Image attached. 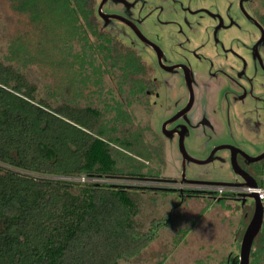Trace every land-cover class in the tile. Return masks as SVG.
<instances>
[{
	"label": "trees",
	"instance_id": "obj_1",
	"mask_svg": "<svg viewBox=\"0 0 264 264\" xmlns=\"http://www.w3.org/2000/svg\"><path fill=\"white\" fill-rule=\"evenodd\" d=\"M88 2L11 0L32 34L11 40V58L23 62L27 56L37 65L42 61L51 65L58 58L57 69L69 83L77 77L74 74L84 76L86 88L96 74L99 80L93 92L97 87L101 92L103 77L112 78L121 88L113 92L119 99L127 98L140 61L107 37L91 38L92 28L86 26ZM58 40L65 45L58 47ZM67 40L81 50L71 52ZM35 92L22 73L0 61V264H121L135 259L168 224L169 215L152 220L141 231L131 197L138 186L56 177L147 174L125 173L116 166L112 144L118 138L110 132L111 121L104 123L96 109L53 106ZM115 100L110 96L106 102ZM117 101L115 110L127 117L129 112ZM231 260L238 264V255ZM249 264H264V221Z\"/></svg>",
	"mask_w": 264,
	"mask_h": 264
},
{
	"label": "flooded vegetation",
	"instance_id": "obj_2",
	"mask_svg": "<svg viewBox=\"0 0 264 264\" xmlns=\"http://www.w3.org/2000/svg\"><path fill=\"white\" fill-rule=\"evenodd\" d=\"M88 7L91 38L107 37L140 61L130 96L120 97L121 105L136 104L151 115L155 105L164 109L158 130L148 122V133L159 147L174 141L181 172L157 171L146 177L155 184L151 187L184 200L204 194L188 188L195 182L262 183L264 1L89 0ZM198 137L199 154L191 155L187 143ZM150 146L151 159L159 150ZM216 161L228 166L230 177L215 171V177L188 178V163Z\"/></svg>",
	"mask_w": 264,
	"mask_h": 264
},
{
	"label": "rangeland",
	"instance_id": "obj_3",
	"mask_svg": "<svg viewBox=\"0 0 264 264\" xmlns=\"http://www.w3.org/2000/svg\"><path fill=\"white\" fill-rule=\"evenodd\" d=\"M24 19L25 16L19 15L13 10L11 0H0V61L22 73L27 81L35 87L37 98L46 100L53 106L60 104H69L80 108L89 106L100 112L101 120H104V123L106 120L111 121L109 126H113V130L111 129L110 132L118 138L112 144V153L120 171L125 173L133 170L140 171L146 173V177L156 175L157 171L167 175H179L181 165L178 163L174 141L166 143L167 145L163 148L159 147L157 143L159 141L150 140L147 123H150L152 131L158 130L164 111L158 107L159 105L154 106L152 115L149 110L136 104L121 105L129 113L126 114L127 117L119 116L115 108L118 106L117 100L120 101V99L117 92H113L116 88V80L103 77V90L99 92L100 88L97 87L93 92V85L96 86L99 80L96 74L91 75L86 88L82 87L84 76L80 77L74 74L72 77H77H73L75 80L73 79L69 83L71 80L69 79L68 82V79L62 76L64 75L63 70L60 69L61 72L57 69L58 58L54 57V62L51 65H46L44 61L37 65L31 62L27 56L23 62L11 58L10 45L13 38L22 36L32 38L31 30ZM67 43L71 46V52L81 50L75 42L67 40ZM64 45L62 41H59L58 47ZM70 55L72 54L70 53ZM70 59L72 60V58ZM76 68H78L77 65L74 69ZM110 96H114L116 102H106ZM153 114L155 115L152 118ZM151 143L158 146L159 155L150 159L148 148L151 147ZM199 143V137L189 140L187 150L191 152V155L199 154L197 152L200 147ZM262 145L263 143L258 146V149ZM204 154L205 152L199 157ZM227 169L229 168L223 161L220 163L216 161L210 166H197L189 163L186 166L188 178L193 177V179L215 177V171L221 172L226 175L225 177H230ZM120 176L131 175L120 174ZM84 177L89 183L138 186L137 188L133 187L131 197L137 205L135 219L139 226L138 229L141 231H145L152 220L157 221L159 218L169 215L168 224L159 229L155 239L135 259L122 260L121 264H232L231 259L239 253L240 241L253 211L251 198H247L244 205H241L240 201L226 196L221 200L218 197L214 199L206 193L183 200L173 191L153 189L151 186L155 184L138 183L136 180L140 177ZM56 178L71 180L66 176ZM258 179L261 178L258 177ZM86 181L75 180L74 182L84 183Z\"/></svg>",
	"mask_w": 264,
	"mask_h": 264
},
{
	"label": "built area",
	"instance_id": "obj_4",
	"mask_svg": "<svg viewBox=\"0 0 264 264\" xmlns=\"http://www.w3.org/2000/svg\"><path fill=\"white\" fill-rule=\"evenodd\" d=\"M84 176H92V175L66 176V177L73 181L76 180V181L83 182L87 180ZM136 181L138 183H143V182L152 183V181H150L147 178H138V180ZM188 188L196 192H201V193H206L208 195H211L212 198L214 199H216V197L219 198L226 194L231 195V196H238V194H241V193H255L262 206L263 218H264V173H263L262 183L256 184V186H251L247 184L236 186L234 184L223 185V184H214V183L195 182V183H192V185L188 186Z\"/></svg>",
	"mask_w": 264,
	"mask_h": 264
},
{
	"label": "water",
	"instance_id": "obj_5",
	"mask_svg": "<svg viewBox=\"0 0 264 264\" xmlns=\"http://www.w3.org/2000/svg\"><path fill=\"white\" fill-rule=\"evenodd\" d=\"M182 151L184 150H181V152ZM245 184L256 186V182L254 180L246 182ZM247 198H251L253 201V212L240 241L238 264H249L250 250L253 245V241L259 233L264 221L262 206L255 193H241L238 194L236 199L238 201L241 199V205H243Z\"/></svg>",
	"mask_w": 264,
	"mask_h": 264
},
{
	"label": "crops",
	"instance_id": "obj_6",
	"mask_svg": "<svg viewBox=\"0 0 264 264\" xmlns=\"http://www.w3.org/2000/svg\"><path fill=\"white\" fill-rule=\"evenodd\" d=\"M226 196H227V194H226Z\"/></svg>",
	"mask_w": 264,
	"mask_h": 264
}]
</instances>
